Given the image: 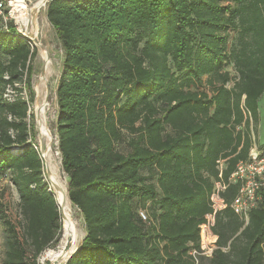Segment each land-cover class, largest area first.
<instances>
[{
    "label": "trees",
    "instance_id": "1",
    "mask_svg": "<svg viewBox=\"0 0 264 264\" xmlns=\"http://www.w3.org/2000/svg\"><path fill=\"white\" fill-rule=\"evenodd\" d=\"M46 16L63 49L57 146L86 228L64 264H264V189L245 222L230 206L240 183L228 181L259 123L264 0H49ZM35 52L0 16V172L23 218L19 231L0 214L2 264H39L61 229L28 112ZM220 178L217 247L195 261Z\"/></svg>",
    "mask_w": 264,
    "mask_h": 264
},
{
    "label": "rangeland",
    "instance_id": "2",
    "mask_svg": "<svg viewBox=\"0 0 264 264\" xmlns=\"http://www.w3.org/2000/svg\"><path fill=\"white\" fill-rule=\"evenodd\" d=\"M2 1L4 2V10L6 9L9 11L11 7L14 8L11 9L13 17L16 19V16H18V19H20V22H17V28L26 36L24 31L29 27L30 36L33 38L34 42L31 44L32 46L36 47V52L30 59V63L32 64V85L34 100L28 112L34 115L35 142L37 143V148L44 162L45 179L49 182L50 188L55 195V184L62 186L67 195L68 176L62 169L61 155L57 146L58 137L56 133V87L62 68L63 49L55 29L47 20V0ZM10 4H12V6ZM29 15L31 17V21H29ZM14 18L11 19L13 22H15ZM38 42H41L46 46L48 51L46 58L39 50L40 48ZM46 64H49V66ZM225 68L230 71L231 76L236 75L235 71L231 67V64L227 65ZM22 93L26 95L25 90H23ZM258 109L259 123L257 125V133L252 135V140L258 147H264V94H262L259 98ZM116 147L122 151L126 150V144L124 142L117 143ZM144 172L146 173L147 170H144ZM151 179L154 180L155 178L153 177ZM135 203V207H137L139 204L141 206L148 204L146 201L144 202L138 198L134 200V204ZM140 205L138 206L139 208ZM58 206L61 217V229L55 236V238H57V242L45 247L43 251L37 256L39 264H50L51 259L44 258L46 252L50 249L59 251L63 246L64 216L63 208L59 203ZM150 206V209L154 210L152 203ZM65 212L68 214L70 219L69 221L73 222L79 230V238L77 242L78 247L82 238L86 234L84 217L80 209L71 201L70 210ZM1 213L6 214L9 219L17 225V230L20 231L23 218L20 212L18 193L15 186L11 182V174L9 171L0 172V214ZM5 232L6 230L4 225L0 220V264H2L4 258ZM73 252H75V250ZM27 255L28 257L32 255L29 249L27 250ZM67 258L65 261H63V264L66 262Z\"/></svg>",
    "mask_w": 264,
    "mask_h": 264
},
{
    "label": "built area",
    "instance_id": "3",
    "mask_svg": "<svg viewBox=\"0 0 264 264\" xmlns=\"http://www.w3.org/2000/svg\"><path fill=\"white\" fill-rule=\"evenodd\" d=\"M11 2V1H10ZM12 6V4H10ZM4 2L0 0V16L3 21L14 18L11 9L4 11ZM8 15V16H7ZM15 19V18H14ZM17 31V21L13 22ZM24 35V34H23ZM229 182H239L240 187L230 202L233 211L244 221L248 220V211L259 201L261 189H264V147L253 144L249 150L248 157L239 161L234 171L228 177ZM228 181L217 179L213 182L209 195L210 210L204 214V219L198 224L199 228V249H192L190 253L197 261V255L211 256L213 249L217 247V234L213 231L217 213L226 207L227 202L223 196ZM143 220H147V214L143 209L138 211Z\"/></svg>",
    "mask_w": 264,
    "mask_h": 264
},
{
    "label": "bare ground",
    "instance_id": "4",
    "mask_svg": "<svg viewBox=\"0 0 264 264\" xmlns=\"http://www.w3.org/2000/svg\"><path fill=\"white\" fill-rule=\"evenodd\" d=\"M29 9H30V7H29ZM16 20H17V22L18 21L20 22V19H18V16H16ZM29 21H31L30 15H29ZM24 33L28 37L29 41H31V43L34 42L33 38L30 36L29 27L24 31ZM38 45L40 48L39 50L43 53V55L46 58L48 55V51H47L46 46L43 45L41 42H38ZM44 56H41V57H44ZM46 65L49 66V64H46ZM55 192L57 195L58 203L63 208V216H64L63 246L59 251H55L54 249L48 250L46 252L44 258L51 259L50 264H63V261H65V259L77 247V242H78V238H79V230L73 222L69 221L70 219L68 217V214L65 212V211L70 210V201H69L68 196L66 195L64 188L58 184H55Z\"/></svg>",
    "mask_w": 264,
    "mask_h": 264
},
{
    "label": "water",
    "instance_id": "5",
    "mask_svg": "<svg viewBox=\"0 0 264 264\" xmlns=\"http://www.w3.org/2000/svg\"><path fill=\"white\" fill-rule=\"evenodd\" d=\"M48 1H49V0H47V2H48ZM47 2H46V3H47ZM56 199H57V197H56ZM77 248H78V247H77ZM77 248H76V249H77ZM76 249H75V250H76Z\"/></svg>",
    "mask_w": 264,
    "mask_h": 264
}]
</instances>
